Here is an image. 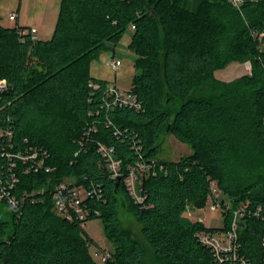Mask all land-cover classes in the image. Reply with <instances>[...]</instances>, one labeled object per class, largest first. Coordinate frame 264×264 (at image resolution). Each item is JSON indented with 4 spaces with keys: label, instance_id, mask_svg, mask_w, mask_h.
<instances>
[{
    "label": "trees",
    "instance_id": "trees-1",
    "mask_svg": "<svg viewBox=\"0 0 264 264\" xmlns=\"http://www.w3.org/2000/svg\"><path fill=\"white\" fill-rule=\"evenodd\" d=\"M21 30L0 20V79L7 81L0 90V179L25 199L17 208L0 201V264H98L80 222L54 211L51 193L64 181L102 192L89 200L100 216L87 222L101 219L114 248L104 264L144 262L141 243L123 227L125 211L140 223L157 264H264L262 217L242 218L236 255L221 260L198 239L213 229L186 215L207 203L213 182L232 210L264 212V51L256 38L264 31V0H245L241 10L229 0H61L51 39L33 41ZM128 31L137 70L129 92L140 110L112 105L109 83L90 74L91 63L115 51ZM246 62L251 75L216 79L217 71ZM205 87L209 97H191ZM89 127L95 133L88 136ZM169 133L193 153L159 161L166 173L144 180L146 199L136 204L124 177L116 190L98 144L113 147L126 170L140 156L157 159ZM32 150L37 160L17 157ZM232 210L223 212V230Z\"/></svg>",
    "mask_w": 264,
    "mask_h": 264
},
{
    "label": "rangeland",
    "instance_id": "rangeland-1",
    "mask_svg": "<svg viewBox=\"0 0 264 264\" xmlns=\"http://www.w3.org/2000/svg\"><path fill=\"white\" fill-rule=\"evenodd\" d=\"M61 0H1L0 1V20L1 24L7 28H15L16 23L10 21V16L15 13L18 15L20 27L30 31L35 29L39 33L41 40H49L52 38L60 11ZM131 32L128 31L123 37L121 43L116 47L115 51L109 50L101 53L98 59L94 60L90 65V74L92 77L107 81L116 85L119 90L129 91L133 86V79L137 74L134 65V54L128 49L131 40ZM110 53H115V59L120 60L121 66L115 71L108 65ZM248 75L245 64L232 63L225 69L216 72L215 77L218 81L233 82L241 77ZM210 87L194 90L191 94L192 98H206L211 93ZM159 152L157 161L178 162L182 157L189 156L193 153L192 147L188 144L180 142L173 134H165L159 141ZM216 193L228 203L232 209V202L228 195L213 182ZM223 209L216 212L210 210V202L200 208L188 209L186 215L193 221L203 223L207 228L213 229L206 232L213 234L219 239H223V230L225 219L223 217ZM236 209H233L234 212ZM125 230L131 233L133 239H137L144 249L143 264H157L154 251L148 246L147 241L141 233V225L137 220L125 211L121 217ZM233 220V214H232ZM232 225V222H231ZM85 233L95 243L90 245V253L94 260L100 264V252H112L114 248L106 237L105 228L101 219H95L87 222L84 226ZM98 246H97V245Z\"/></svg>",
    "mask_w": 264,
    "mask_h": 264
},
{
    "label": "built area",
    "instance_id": "built-area-1",
    "mask_svg": "<svg viewBox=\"0 0 264 264\" xmlns=\"http://www.w3.org/2000/svg\"><path fill=\"white\" fill-rule=\"evenodd\" d=\"M230 4L241 10L245 0H229ZM18 15L13 13L10 16V21L17 23ZM16 27H19L18 25ZM134 28V27H133ZM20 36H25L29 34L33 41L39 40L38 32L35 29L21 30L19 31ZM257 40L259 42V48L261 51H264V31L257 35ZM108 65L112 67L113 70L117 71L120 66V60L115 59V53H110L108 59ZM246 70L248 74L252 73L251 62L245 63ZM7 89V81L0 79V90L5 91ZM106 93L112 100V105L119 107H129L131 109L140 110L141 104L138 102V98L135 94H132L129 91L119 90L116 85L108 84L106 88ZM88 136L91 133H95V127H89ZM98 153L100 154L102 161L105 163L106 170L109 173V176L112 180L116 181L118 178L124 177V184L130 195L136 204H143L145 202L146 196L142 189L143 182L146 178L155 177L160 172L166 173V166L161 164L156 159H146L143 156L136 158L133 163H131L126 170L123 169V162L121 159H118L116 151L113 147H109L103 143L98 144ZM17 157L22 159V161L27 162L31 160L38 159V152L32 150L29 156H21L20 153L17 154ZM45 155H42L44 158ZM43 166V159L40 160V163L33 165L31 169L35 172L39 171ZM30 169V170H31ZM29 171V170H27ZM46 172H51V168H46ZM214 183L211 184L210 194L208 201L210 202V210L216 212L224 208L226 211H231L228 203H224L222 197L217 194L216 189L213 187ZM52 200L54 202V211L56 214L68 221H78L81 226L84 227L87 223V220L93 216H100V213L94 206L89 203V200L101 199L102 192L96 189L94 186L89 188L84 185H76L74 181H64L59 183L54 191L51 193ZM33 200V199H31ZM0 201H7L13 207H19L20 203L25 202V199L18 200V198L13 195L11 192L7 191V186L2 185V180L0 179ZM233 214L232 225L230 229L223 233V239L215 237L209 232H202L198 235L199 241L211 248L215 255L221 260L223 259L222 255L233 253L237 249L238 241V231L240 228V223H242V218L245 216H255L262 217L264 220V212L262 208L259 207L254 211L249 209V206H242L236 209ZM263 245H264V236H263ZM236 255V254H235ZM100 264H104L111 258L110 252H100Z\"/></svg>",
    "mask_w": 264,
    "mask_h": 264
},
{
    "label": "water",
    "instance_id": "water-1",
    "mask_svg": "<svg viewBox=\"0 0 264 264\" xmlns=\"http://www.w3.org/2000/svg\"><path fill=\"white\" fill-rule=\"evenodd\" d=\"M170 128H171V125H169L167 131H169ZM120 182H121V178H118V179L116 180V183H115V184H116V190L118 189V186H119ZM240 226L243 227L244 225L241 223Z\"/></svg>",
    "mask_w": 264,
    "mask_h": 264
},
{
    "label": "crops",
    "instance_id": "crops-1",
    "mask_svg": "<svg viewBox=\"0 0 264 264\" xmlns=\"http://www.w3.org/2000/svg\"><path fill=\"white\" fill-rule=\"evenodd\" d=\"M16 24L19 25V21H18V20H17V23H16ZM17 25H16V26H17ZM38 35H39V33H38ZM39 39H40V37H39Z\"/></svg>",
    "mask_w": 264,
    "mask_h": 264
}]
</instances>
